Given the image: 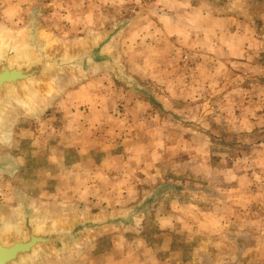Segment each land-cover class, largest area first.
Instances as JSON below:
<instances>
[{
  "label": "rangeland",
  "instance_id": "rangeland-1",
  "mask_svg": "<svg viewBox=\"0 0 264 264\" xmlns=\"http://www.w3.org/2000/svg\"><path fill=\"white\" fill-rule=\"evenodd\" d=\"M6 5L13 30L40 7L66 44L121 27L115 66L63 80L37 117L15 116L0 141L13 163L0 208L24 196L111 212L158 191L135 230L99 236L68 264H264V0Z\"/></svg>",
  "mask_w": 264,
  "mask_h": 264
},
{
  "label": "water",
  "instance_id": "water-1",
  "mask_svg": "<svg viewBox=\"0 0 264 264\" xmlns=\"http://www.w3.org/2000/svg\"><path fill=\"white\" fill-rule=\"evenodd\" d=\"M38 16L33 13L29 27L19 35L0 28L2 142L9 136L16 115L23 112L24 116L37 117L63 80L98 65L115 66L108 49L121 26L101 36L88 35L80 44H66L47 33ZM116 73L121 75L119 69ZM11 171L13 163L0 158V175ZM157 192L126 210L95 213L41 206L21 196L15 209L0 208V264H68L99 236L135 230L138 219L157 201Z\"/></svg>",
  "mask_w": 264,
  "mask_h": 264
},
{
  "label": "crops",
  "instance_id": "crops-1",
  "mask_svg": "<svg viewBox=\"0 0 264 264\" xmlns=\"http://www.w3.org/2000/svg\"><path fill=\"white\" fill-rule=\"evenodd\" d=\"M4 2L6 1V0H3ZM2 2V1H1ZM3 3V2H2ZM7 6V7H6ZM5 6V8L3 9H1L0 8V12L2 13L1 14V19H0V28H2V29H6L5 27H11V28H7V29H9V31H11V33H13V34H21V32H23V31H25V29L26 28H28L29 27V25H30V21H31V19H32V16H33V13H35V12H37L38 13V22H39V24L45 29V31L47 32V33H50V32H48L47 30H46V28H45V26L41 23L42 21H41V13H40V11H41V8L40 7H33V8H31L30 10H29V13H28V16L25 18H23L22 17V25H18V26H16L17 28H15V30H13L12 28H14L15 26H13V25H11V24H13V20H15V18H16V16L18 15L17 13L15 14V11L14 10H11V9H9L8 8V5H6ZM35 6V5H34ZM3 10H4V12H5V17H3L2 15L4 14V12H3ZM6 14H7V16H9V18H7L6 17ZM10 14H11V16H10ZM19 16V15H18ZM17 29V30H16ZM89 88V85H85V86H83V89L82 90H85V89H88ZM89 90V89H88ZM79 106H81L80 105V101H77L76 102ZM81 103H83V104H87V103H85V102H81ZM94 163V162H93ZM92 163V164H93ZM96 164V163H95ZM99 202H105V200H100ZM114 202H116V201H114ZM103 211H105V210H103ZM90 212H93V211H90ZM94 213V212H93ZM174 214V213H173ZM164 219H167V220H164V222H165V224L166 223H168V222H170L171 223V220L172 219H174L175 220V216L173 215L172 216V213H170L169 214V216L167 217V218H164ZM99 238V237H98ZM98 238H96V239H98ZM92 242V241H91ZM86 246H90V242L86 245ZM85 246V247H86ZM85 247H83V249L81 250V251H83L84 250V248ZM79 255V254H78ZM78 255H77V257H78ZM73 261V260H72Z\"/></svg>",
  "mask_w": 264,
  "mask_h": 264
}]
</instances>
